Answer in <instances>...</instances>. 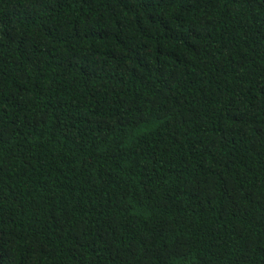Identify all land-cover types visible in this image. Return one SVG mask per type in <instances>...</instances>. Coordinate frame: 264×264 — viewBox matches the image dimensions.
Listing matches in <instances>:
<instances>
[{"label": "trees", "instance_id": "trees-1", "mask_svg": "<svg viewBox=\"0 0 264 264\" xmlns=\"http://www.w3.org/2000/svg\"><path fill=\"white\" fill-rule=\"evenodd\" d=\"M0 264H264V0H0Z\"/></svg>", "mask_w": 264, "mask_h": 264}]
</instances>
